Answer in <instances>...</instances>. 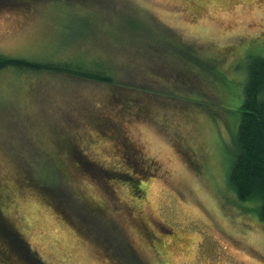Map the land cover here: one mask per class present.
Returning a JSON list of instances; mask_svg holds the SVG:
<instances>
[{"label":"rangeland","instance_id":"1","mask_svg":"<svg viewBox=\"0 0 264 264\" xmlns=\"http://www.w3.org/2000/svg\"><path fill=\"white\" fill-rule=\"evenodd\" d=\"M251 53L264 0H0V56L110 78L0 68V264H264L229 184Z\"/></svg>","mask_w":264,"mask_h":264},{"label":"trees","instance_id":"2","mask_svg":"<svg viewBox=\"0 0 264 264\" xmlns=\"http://www.w3.org/2000/svg\"><path fill=\"white\" fill-rule=\"evenodd\" d=\"M246 58L243 98L238 107L239 114L235 130L237 152L231 159L229 184L238 199L255 198L258 200L256 215L264 226V55L251 53ZM6 64H14L22 68H45L69 72L99 81L110 79L100 71L78 72L77 68L67 62L61 64L50 60L38 61L0 56V68ZM22 177L28 179L25 174ZM0 238L12 250H18L15 248L16 237L9 232L2 231L1 228Z\"/></svg>","mask_w":264,"mask_h":264},{"label":"flooded vegetation","instance_id":"3","mask_svg":"<svg viewBox=\"0 0 264 264\" xmlns=\"http://www.w3.org/2000/svg\"><path fill=\"white\" fill-rule=\"evenodd\" d=\"M173 236H174V237H177V235H175V234H173ZM151 237L153 238L154 236H151Z\"/></svg>","mask_w":264,"mask_h":264}]
</instances>
